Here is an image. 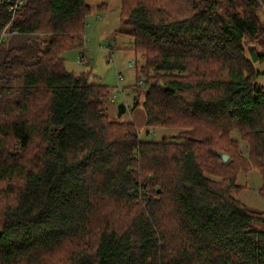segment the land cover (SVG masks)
<instances>
[{
    "label": "trees",
    "instance_id": "trees-1",
    "mask_svg": "<svg viewBox=\"0 0 264 264\" xmlns=\"http://www.w3.org/2000/svg\"><path fill=\"white\" fill-rule=\"evenodd\" d=\"M14 1L0 3V264H264V211L234 196L256 170L264 201V0H119L143 61L132 110L142 95L145 126L171 140H140L109 118L107 85L65 69L86 0Z\"/></svg>",
    "mask_w": 264,
    "mask_h": 264
},
{
    "label": "rangeland",
    "instance_id": "rangeland-1",
    "mask_svg": "<svg viewBox=\"0 0 264 264\" xmlns=\"http://www.w3.org/2000/svg\"><path fill=\"white\" fill-rule=\"evenodd\" d=\"M86 2L91 7V12L86 17L83 48L67 50L63 53L65 69L73 73L88 72L90 82L107 85L110 89L106 104L109 118L132 121L137 127L140 140H171L178 130L145 126V113L140 104L142 95L138 98L139 105L132 110L136 98L132 85L135 82V72L143 61L132 50L133 39L123 32L127 27L120 22L119 0H86ZM101 4H104V7L97 8ZM257 15L264 23V8L260 7ZM80 56L84 58V62L79 61ZM129 63H133L134 66L129 67ZM256 67L264 70V62L256 63ZM118 87H121V93ZM120 102L125 104L126 111L118 117L117 105ZM240 150L244 151L242 144ZM237 183L244 187L234 196L248 208L264 211V201L258 194L261 185L258 172L250 170L247 173H239Z\"/></svg>",
    "mask_w": 264,
    "mask_h": 264
},
{
    "label": "built area",
    "instance_id": "built-area-1",
    "mask_svg": "<svg viewBox=\"0 0 264 264\" xmlns=\"http://www.w3.org/2000/svg\"><path fill=\"white\" fill-rule=\"evenodd\" d=\"M2 1H10V0H0V3L2 2ZM22 3V0H15L14 1V3H12L10 6H9V10L10 11H12L13 13H14V11L19 7V5ZM16 31H12V33H15ZM7 34H9V32L8 31H6V30H4L3 32H2V34H1V38L4 36V35H7ZM79 61L80 62H84L85 60H84V58L82 57V56H80L79 57ZM128 66L129 67H133L134 65H133V63H129L128 64ZM119 74V73H118ZM120 76L118 75V78H119ZM141 82V81H140ZM118 90L120 91V93H121V91H122V89H121V87H118ZM113 98H114V95H113ZM113 98L111 99L112 101H113ZM148 134V133H147Z\"/></svg>",
    "mask_w": 264,
    "mask_h": 264
},
{
    "label": "water",
    "instance_id": "water-1",
    "mask_svg": "<svg viewBox=\"0 0 264 264\" xmlns=\"http://www.w3.org/2000/svg\"><path fill=\"white\" fill-rule=\"evenodd\" d=\"M126 111V106L123 102L118 103L117 105V116L120 117ZM223 161H227L228 156L226 154H221Z\"/></svg>",
    "mask_w": 264,
    "mask_h": 264
}]
</instances>
